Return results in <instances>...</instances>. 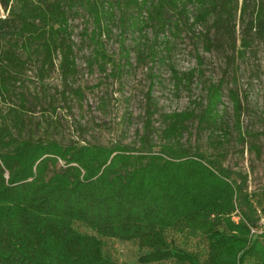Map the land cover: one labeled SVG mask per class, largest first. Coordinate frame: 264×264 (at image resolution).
I'll return each instance as SVG.
<instances>
[{
	"label": "trees",
	"instance_id": "1",
	"mask_svg": "<svg viewBox=\"0 0 264 264\" xmlns=\"http://www.w3.org/2000/svg\"><path fill=\"white\" fill-rule=\"evenodd\" d=\"M252 1L245 48L251 33L264 38V0ZM188 2L193 23L237 11V0H0V98L11 103L0 114V264H119L105 248L110 239L134 242L139 264H264V226L243 193L244 177L236 182L222 153L207 157L180 142L192 122L210 134L221 127L220 82L204 86L198 109L162 114L156 151L145 135L137 147L64 144L24 129V70L37 65L41 86L55 59L65 79L72 73L74 13L92 24L87 63L101 65L112 61L101 38L111 26L143 45L151 28L156 35L178 28L174 14L188 18ZM172 77L176 86L185 79L174 69ZM237 200L246 208L240 214ZM172 237L204 241L186 249Z\"/></svg>",
	"mask_w": 264,
	"mask_h": 264
},
{
	"label": "rangeland",
	"instance_id": "2",
	"mask_svg": "<svg viewBox=\"0 0 264 264\" xmlns=\"http://www.w3.org/2000/svg\"><path fill=\"white\" fill-rule=\"evenodd\" d=\"M188 18L175 13L178 28L165 29L156 35L151 28L137 45L138 35H120L111 26L102 35L105 52L112 61L88 64L92 45L86 32L92 24L83 12L69 20L75 53L72 73L65 79L58 59L45 74L42 86L37 65L24 70L26 115L24 129L34 136L62 143L79 141L102 145L121 144L137 147L140 137L158 150L162 114L184 111L200 106L204 86L220 82L223 123L210 134L196 122L188 126L180 142L193 151L211 157L220 152L222 164L236 182L244 177L245 193L264 226V38L250 34L247 48L240 44L241 30L254 16L252 0H237L235 16L223 14L219 20L208 18L193 23V7L186 4ZM235 31V33H233ZM124 50L128 56L124 57ZM176 70L185 79L178 86L172 77ZM193 72L192 77L186 78ZM67 92L62 96V90ZM237 102V103H236ZM8 100L0 98V114L8 108ZM237 104V105H236ZM152 113V114H151ZM149 120L147 132L144 130ZM213 135V136H212ZM214 139V141H212ZM218 142L214 145V143ZM237 214L246 211L237 200ZM81 232L86 228L75 224ZM204 239L186 241L170 238V244L191 249ZM119 264H139L140 250L132 241L105 240ZM159 264H171L168 262Z\"/></svg>",
	"mask_w": 264,
	"mask_h": 264
}]
</instances>
